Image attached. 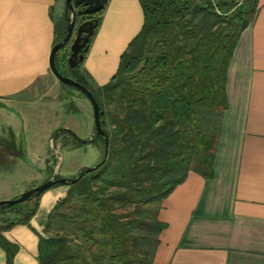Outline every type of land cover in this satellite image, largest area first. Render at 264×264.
Returning <instances> with one entry per match:
<instances>
[{"label":"trees","instance_id":"obj_1","mask_svg":"<svg viewBox=\"0 0 264 264\" xmlns=\"http://www.w3.org/2000/svg\"><path fill=\"white\" fill-rule=\"evenodd\" d=\"M140 2L143 27L108 84H95L81 70L84 60L74 68L66 61L70 76L88 87L100 105L108 155L78 182L54 185L67 184L70 189L48 215L47 236L40 237V264H153L167 226L159 218L163 201L190 171L214 175L229 106V64L241 34L257 17L259 0ZM105 8L86 14L83 5L76 6L77 15L87 17L83 21L99 20L96 29ZM67 24L65 15L57 22L55 43L65 37ZM88 49L82 51L85 57ZM59 52L56 62L62 72L70 53L59 63ZM61 131L77 146L86 143L69 129ZM13 133L0 137V165L24 156ZM94 141L103 144V160L105 137ZM41 195H33L30 199H37L27 208H0L16 215L2 219L0 225V245L7 251L8 264H13L16 247L2 231L28 224Z\"/></svg>","mask_w":264,"mask_h":264},{"label":"crops","instance_id":"obj_2","mask_svg":"<svg viewBox=\"0 0 264 264\" xmlns=\"http://www.w3.org/2000/svg\"><path fill=\"white\" fill-rule=\"evenodd\" d=\"M140 3L106 4L81 66L95 84H108L141 31ZM259 3L257 17L241 34L229 64V106L214 175L190 171L163 201L159 218L167 226L153 264H264V0ZM62 5V0H0V108L60 98L51 95L64 87L51 71L50 56ZM89 127L79 137L93 138L96 125ZM69 189L67 184L49 188L28 224L2 231L16 247L13 264H40V237L47 236L48 215ZM0 264H8L2 245Z\"/></svg>","mask_w":264,"mask_h":264},{"label":"rangeland","instance_id":"obj_3","mask_svg":"<svg viewBox=\"0 0 264 264\" xmlns=\"http://www.w3.org/2000/svg\"><path fill=\"white\" fill-rule=\"evenodd\" d=\"M62 4L64 17L66 0H62ZM86 18L84 15H77L73 37L65 49H60L59 63L63 62L62 59L68 52L70 53V45L76 37L77 27ZM68 57L67 55L64 60L65 65H61V70L66 76L71 77V71L66 62ZM61 85L64 91L62 88L59 93L53 90L51 93L53 97L61 94L57 100L16 105L7 103L0 108V137H9L12 130L17 144L24 150L22 158L11 157L7 159L9 161H3L5 163L0 165V200L17 198L21 193L45 182L59 167L61 177L73 178L82 167H92L102 161L103 144L100 141L77 146L75 142H68L74 141L71 135L65 131L59 132L60 129H69L80 136L82 131L90 128L91 123L95 125L90 99L75 87L62 83ZM1 105L2 103L0 107ZM104 109L108 111L110 108L104 105ZM55 149H60L61 153ZM36 199L33 197L29 201L16 204L15 208H27L33 205ZM15 216L12 211L4 213L0 211V225L4 224L2 219H14Z\"/></svg>","mask_w":264,"mask_h":264},{"label":"water","instance_id":"obj_4","mask_svg":"<svg viewBox=\"0 0 264 264\" xmlns=\"http://www.w3.org/2000/svg\"><path fill=\"white\" fill-rule=\"evenodd\" d=\"M109 0H66V17L68 20L66 35L65 37L60 40L59 42L55 43L51 52L50 56V67L51 71L54 75L63 83L70 85L72 87L77 88L82 93H84L91 101L93 110H94V118H95V125H96V135L90 139H82L86 143H90L91 141L95 140L96 138L103 135L106 140V148H105V157L104 159L95 166L89 167L84 166L82 167L76 177L73 178H66V177H59V169L60 167L54 171L50 178H48L42 184L28 189L27 191L23 192L14 199H4L0 200V208L4 206H14L16 204L22 203L24 201H29V199L33 195H41L49 188L53 187L56 183L64 182V183H76L78 182L83 175L96 170L100 165H102L108 155V144H109V137L107 132L103 129L102 120H101V110L100 105L95 98L93 92L86 87L81 82L77 81L73 77L65 76L58 68L56 57L61 48L66 46L72 39L76 24H77V12L76 6L83 5L86 6L85 13L92 14L102 10L108 3ZM99 20L97 18H91L83 21L77 27L76 37L73 39L70 45V55L68 57V65L70 68H74L76 65L83 61L85 55L82 51L89 48L88 43L91 41L92 36L94 35L95 29L98 26ZM56 151L60 152V149H55Z\"/></svg>","mask_w":264,"mask_h":264},{"label":"flooded vegetation","instance_id":"obj_5","mask_svg":"<svg viewBox=\"0 0 264 264\" xmlns=\"http://www.w3.org/2000/svg\"><path fill=\"white\" fill-rule=\"evenodd\" d=\"M85 7V9H86V6H84ZM59 177H60V175H59Z\"/></svg>","mask_w":264,"mask_h":264}]
</instances>
